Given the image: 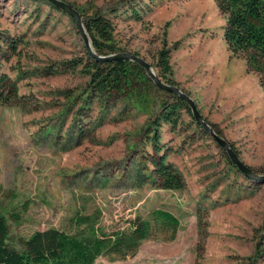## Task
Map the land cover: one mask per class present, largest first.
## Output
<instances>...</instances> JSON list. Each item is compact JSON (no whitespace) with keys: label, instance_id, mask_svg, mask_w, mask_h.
Masks as SVG:
<instances>
[{"label":"rangeland","instance_id":"1","mask_svg":"<svg viewBox=\"0 0 264 264\" xmlns=\"http://www.w3.org/2000/svg\"><path fill=\"white\" fill-rule=\"evenodd\" d=\"M63 1L91 16L120 0ZM132 4L141 21L110 14L118 46L150 65L164 44L170 48L174 87L264 176V91L244 60L231 57L213 0ZM83 48L63 12L33 0H0V73L18 90L14 102L0 105V213L8 219V244L19 248L20 239L49 228L113 234L162 209L178 220L173 240L163 236L169 230L155 229L134 256H103L94 264H264V183L227 164L181 112L175 128L161 129L160 142L184 188L153 185L145 129L157 94L141 85L143 102L87 97V77L68 67Z\"/></svg>","mask_w":264,"mask_h":264},{"label":"trees","instance_id":"2","mask_svg":"<svg viewBox=\"0 0 264 264\" xmlns=\"http://www.w3.org/2000/svg\"><path fill=\"white\" fill-rule=\"evenodd\" d=\"M33 1L60 11L46 0ZM134 1L136 0H120L118 8H106L104 12L100 11L91 16H84L71 5L80 14L92 49L97 55L125 53L114 40L110 14L120 12L128 14L135 21H141V13L133 7ZM213 2L225 20L222 37L231 57L244 60L246 71L257 76L258 83L264 91V0H213ZM72 22L74 23L73 20ZM170 53V48L164 44L156 54L154 65L151 66L156 69L157 75L164 83L174 86L175 83L171 79ZM68 67L72 70L80 68V72L87 77L84 89L87 97L97 101L115 102L135 96L143 102L145 97L141 85L149 86L157 94L159 99L157 102L152 101L151 109L148 111L153 117L149 118L145 129L150 132L148 143L153 151L149 177L158 188L183 189L185 185L183 178L169 163L168 152L162 149L160 131L165 125L175 128L181 112L192 118L188 105L178 96L154 86L144 69L130 60L96 61L84 47L82 59L69 62ZM17 93L15 82L5 73H0V105L14 102ZM194 124L200 133L206 135L199 125L195 122ZM230 147L234 151L233 147ZM221 153L227 164L233 166L227 156L222 151ZM150 214L149 220L135 217L128 222L129 227L126 230L113 234L82 236L55 228L37 231L27 239H20L19 248H15L8 244V219L0 213V264H94L97 258L103 256H115L120 259L132 257L143 241L156 235L155 229H167L170 233L167 236V232L164 231L163 236L169 240L175 238L179 225L176 217L162 209L153 210ZM12 217L17 220L15 216ZM87 221L83 223L88 226L90 223Z\"/></svg>","mask_w":264,"mask_h":264},{"label":"water","instance_id":"3","mask_svg":"<svg viewBox=\"0 0 264 264\" xmlns=\"http://www.w3.org/2000/svg\"><path fill=\"white\" fill-rule=\"evenodd\" d=\"M48 3H50L52 6L63 12L64 14L68 15L75 23V26L77 28V31L83 41L84 47L88 54L95 59L96 61L101 62H112V61H118V60H130L138 65H140L146 74V76L153 82L154 86L157 88L164 90L166 92H170L176 96H178L180 99H182L189 107L191 116L195 123L199 125L205 133H207L211 139L216 143V145L219 147V149L227 156L229 161L233 164V166L247 179L252 181H259L261 183H264V176H258L254 174L235 154V152L231 149L230 145L222 139L220 136H218L213 129L203 120L202 116L197 110V107L194 103V101L188 97L186 94H184L181 90H179L177 87L167 85L164 83L156 72H154L151 65L144 61L143 59L127 54V53H118V54H111L107 56H100L97 55L91 46L90 39L85 31L84 25L82 23V19L80 14L67 2L63 0H46Z\"/></svg>","mask_w":264,"mask_h":264}]
</instances>
